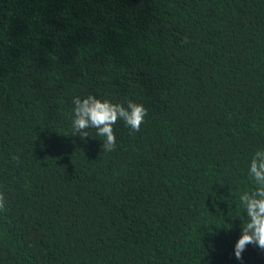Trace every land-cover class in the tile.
Instances as JSON below:
<instances>
[{
  "label": "trees",
  "instance_id": "trees-1",
  "mask_svg": "<svg viewBox=\"0 0 264 264\" xmlns=\"http://www.w3.org/2000/svg\"><path fill=\"white\" fill-rule=\"evenodd\" d=\"M89 95L148 115L102 152ZM259 150L264 0H0V264H264Z\"/></svg>",
  "mask_w": 264,
  "mask_h": 264
},
{
  "label": "clouds",
  "instance_id": "clouds-1",
  "mask_svg": "<svg viewBox=\"0 0 264 264\" xmlns=\"http://www.w3.org/2000/svg\"><path fill=\"white\" fill-rule=\"evenodd\" d=\"M72 102L74 136L86 140L89 137L87 129H96V134L104 137L102 152H112L116 149L114 125L118 121L122 120L133 132H138L148 115L142 104L131 101L125 107L123 104L101 101L96 96L89 95L83 99L74 97ZM13 160L18 161L19 157L13 156ZM249 176L259 187L253 194L246 193L240 197L249 221L244 225L243 234L235 245L234 254L237 260H242V254L250 244L264 250V150L254 154ZM6 210L5 197L0 194V212Z\"/></svg>",
  "mask_w": 264,
  "mask_h": 264
}]
</instances>
